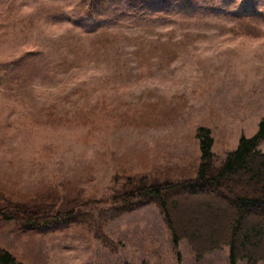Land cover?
Listing matches in <instances>:
<instances>
[{
	"label": "rangeland",
	"instance_id": "374dc122",
	"mask_svg": "<svg viewBox=\"0 0 264 264\" xmlns=\"http://www.w3.org/2000/svg\"><path fill=\"white\" fill-rule=\"evenodd\" d=\"M88 1L0 0V192L65 197L75 211L69 225L0 222V248L20 264H228L226 247L200 261L175 247L154 200H112L128 178H193L198 128L211 132L214 167L256 133L264 0L142 26L105 13L104 41L77 20ZM253 6L262 19L250 28L228 16Z\"/></svg>",
	"mask_w": 264,
	"mask_h": 264
},
{
	"label": "trees",
	"instance_id": "16d2710c",
	"mask_svg": "<svg viewBox=\"0 0 264 264\" xmlns=\"http://www.w3.org/2000/svg\"><path fill=\"white\" fill-rule=\"evenodd\" d=\"M75 2L76 0H71ZM227 0H89L80 20L96 23L93 35L101 41L111 34L99 32L110 17L123 15L135 25L163 24L167 13L175 11H209ZM244 27L262 19L254 8L228 12ZM169 19V18H168ZM200 163L193 178L178 182L153 183L147 177L128 178L113 205L134 209L148 203L157 204L176 247L185 241L197 261L208 253L228 248V264L264 263V117L256 133L241 136L235 150L228 152L222 164L214 167L213 138L206 128H198ZM155 202H154V201ZM75 211L67 199L55 196L16 197L0 192V222L14 223L26 229L45 228L63 220L73 222ZM0 264H20L8 251L0 248Z\"/></svg>",
	"mask_w": 264,
	"mask_h": 264
}]
</instances>
